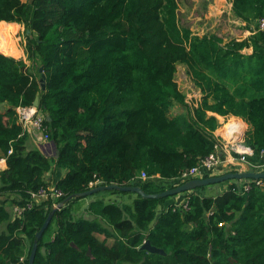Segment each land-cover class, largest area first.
Instances as JSON below:
<instances>
[{
    "label": "trees",
    "instance_id": "trees-1",
    "mask_svg": "<svg viewBox=\"0 0 264 264\" xmlns=\"http://www.w3.org/2000/svg\"><path fill=\"white\" fill-rule=\"evenodd\" d=\"M231 2L234 17L254 31L224 43L181 26L178 0H0V23L23 26L26 38V60L17 59L18 47L16 56L0 53V158L7 165L0 171V264H29L50 214L34 264H264V179L225 181L217 196L197 193L204 187L185 192L183 206L107 190L95 194L135 198L95 199L88 216H77L82 199L75 197L53 213L102 185L146 194L182 185L177 179L204 158L225 154L210 112L243 120L245 144L261 161L264 0ZM179 65L200 91L197 104L176 82ZM39 93L45 152L54 142L57 156L43 153L18 121L17 108L33 106ZM54 172L55 183L47 178ZM52 185L60 198L35 200L33 193ZM147 240L165 255L143 250Z\"/></svg>",
    "mask_w": 264,
    "mask_h": 264
},
{
    "label": "rangeland",
    "instance_id": "rangeland-1",
    "mask_svg": "<svg viewBox=\"0 0 264 264\" xmlns=\"http://www.w3.org/2000/svg\"><path fill=\"white\" fill-rule=\"evenodd\" d=\"M23 2H28L29 0H22ZM180 8H179V20L181 26L189 27L194 34L202 36L204 34H217L220 36L224 43H228L231 40L242 41L248 38L252 33L251 31L254 30H247L245 28V23L241 22L240 20L236 19L232 14V2L231 0H178ZM0 23V42L8 43L9 46L18 47L20 50L21 56L17 59H25L26 55H22V52L25 50V28L18 24H11V23ZM11 28L12 31L8 34L5 29ZM252 29H255V26H252ZM10 42H13L10 43ZM14 42L16 46L14 45ZM243 53H252V48L242 51ZM13 56L14 53L10 52ZM16 56V54L14 55ZM176 82L180 88V90L186 94L187 99L193 103H198L201 94L200 91L196 89L192 78L189 76L187 72V67L184 65H179L177 74H176ZM177 112V110L175 111ZM211 114V112L209 113ZM224 118H222L223 120ZM232 119H228L226 121H221L222 126L217 130V132L226 137L224 135L225 128L229 124ZM236 122V121H233ZM231 122V124L233 123ZM223 127V128H222ZM227 138V137H226ZM229 139V138H228ZM226 141V140H225ZM31 145V141H30ZM51 156H53V151L48 152ZM1 155V152H0ZM1 159V158H0ZM5 166L2 164L0 166V171L4 170ZM57 173L55 177L57 178ZM54 177V178H55ZM52 180V177H51ZM177 185V184H175ZM53 186V185H52ZM225 185L222 183L213 184L206 186L197 191V193L206 195V196H213L220 191L225 189ZM192 192V191H191ZM187 194H180L176 196L170 197L171 199L167 202L169 204H176L177 206L185 205ZM104 198L105 203L109 202H127L131 203L135 195L131 194L128 197H117V196H104L103 194H95L92 196H88L85 198H81L79 202L75 203L74 205V213L77 216H88L86 212V208L88 204L95 200ZM56 229V226H53L48 232L47 236H49L52 231Z\"/></svg>",
    "mask_w": 264,
    "mask_h": 264
},
{
    "label": "built area",
    "instance_id": "built-area-1",
    "mask_svg": "<svg viewBox=\"0 0 264 264\" xmlns=\"http://www.w3.org/2000/svg\"><path fill=\"white\" fill-rule=\"evenodd\" d=\"M260 28L264 30V20L260 23ZM17 116L18 121L23 127V135L25 133H29L31 138L38 142L39 144H47L45 146L46 149H50V145L48 144V136L43 132L44 130V114L39 111L38 108L34 106H27V107H18L17 108ZM222 136V135H221ZM245 137L244 130L240 131L236 129V132L231 133L229 137V144L225 145V148L229 152L232 153V158L230 159L231 162H235L239 160L240 162H245L247 158L253 157V150L249 148L245 144ZM223 139L227 140L222 136ZM227 140V141H228ZM12 153V149H10L9 154ZM264 156V150L261 153ZM4 164L6 165V159H0V166ZM222 164L221 157L216 154H211L208 157L204 158L200 164L196 167L192 168L189 172L185 173L180 179L182 180H191L197 179L199 177H204L207 174H212L215 169ZM141 178L146 180L148 178L145 172H142ZM201 179V178H200ZM258 184L264 185L263 181H258ZM91 187L97 185L96 183H91ZM248 188V187H246ZM50 192L42 189L38 193H33V197L36 201L41 200H48L52 198L53 200L60 198L63 194L55 188V186H51L49 189ZM16 215L21 214L22 209L18 207L14 208Z\"/></svg>",
    "mask_w": 264,
    "mask_h": 264
},
{
    "label": "water",
    "instance_id": "water-1",
    "mask_svg": "<svg viewBox=\"0 0 264 264\" xmlns=\"http://www.w3.org/2000/svg\"><path fill=\"white\" fill-rule=\"evenodd\" d=\"M27 33H30V31H27ZM1 53V52H0ZM40 71H43V68L40 69ZM41 88L44 91L46 89V85H45V76L44 78L41 79ZM40 104V93L37 95L33 106L38 108ZM50 120V118L48 119ZM49 144V143H48ZM47 144H41V151L45 154V146ZM51 145L53 147L54 150V154L57 156L58 155V149L55 145L54 142H51ZM260 180V179H264V172H234V173H227V174H223L220 176H211L208 178H197V179H191L189 181H187L186 183L170 189V190H166L165 192L159 193V194H146L140 187H134V186H119V185H102V186H98L95 188H92L91 190L84 192V193H80V194H76L75 196H70L68 197L64 202H61L60 204H58L57 206L54 207L53 213H55L58 209H60L61 207L64 206L65 203H67L68 201H70L71 199L78 197V198H85L88 196H91L95 193L98 192H104L107 190H118V191H122V192H130V193H135L140 195L143 198H149V199H158V198H167V197H172V196H176L185 192H191L194 191L198 188H202V187H206L209 185H213V184H219V183H223L225 181L228 180ZM52 214H50L44 225L42 226V228L40 229V231L36 234V241L34 242L32 251H31V255L29 258V264H34L36 255H37V251H38V247H39V241L41 240V238L43 237V234L45 233V231L47 230L49 224L52 221ZM143 250H146L150 253L153 254H162L165 255L164 250L162 249H158L154 246H152L151 242L149 240H147L143 246H142ZM89 255H90V251H89Z\"/></svg>",
    "mask_w": 264,
    "mask_h": 264
},
{
    "label": "crops",
    "instance_id": "crops-1",
    "mask_svg": "<svg viewBox=\"0 0 264 264\" xmlns=\"http://www.w3.org/2000/svg\"><path fill=\"white\" fill-rule=\"evenodd\" d=\"M6 24V23H5ZM10 43H12L13 44V42H10ZM14 45L16 46V44H15V42H14ZM14 50H15V48L13 49V47H11L10 46V50H9V52H8V54H5L4 52H2L1 50H0V52H2L4 55H7V56H12L11 54H10V52H12V53H14ZM22 55H25V51H23L22 52ZM14 56V55H13ZM24 60H26V58L24 59ZM28 64H29V62H27ZM197 104V103H196ZM209 115H212V116H215L217 119H218V121H219V123L221 124V121H222V118H224V117H226V116H220V115H218V114H214V113H211V114H209ZM235 118V117H234ZM237 120H240V121H242L243 122V120H241V119H238V118H236ZM244 123V122H243ZM216 135H219V136H221L217 131H216ZM222 137V136H221ZM224 138H226V137H224ZM223 139V138H222ZM227 140H228V138H226ZM225 141V139H223V141H224V145H228L229 144V140L228 141ZM30 147H32V144L30 145ZM223 151L225 152V154L223 155V152L222 151H220V155L222 156H220L221 157V161H222V164L220 165V166H218L216 169H215V171L210 175V176H220V175H223V174H227V173H234V172H248V171H250V172H264V156H262V159H261V161L260 162H255L252 158L253 157H249V158H247V160L245 161V162H240L239 160H237V161H235V162H231L230 161V159L233 157L232 156V153L231 152H229L228 150H227V148H225V146H224V149H223ZM54 151H53V155H54ZM49 154V153H48ZM6 167H7V165H5V168H4V170L6 169ZM55 175H56V172H54V173H50V174H48V176H47V178H48V181H52L53 183H55L56 182V177H55ZM206 176V175H205ZM199 177V178H201V179H203V178H206V177ZM51 177H52V180H51ZM55 177V178H54ZM58 179V178H57ZM188 180H182V179H177V181H176V184H178V182H183V184L184 183H186ZM247 181H250V179H247ZM245 182V181H244ZM245 183H248V182H245ZM225 188V187H224ZM223 191V188H222V190L220 191V193ZM220 193H218V194H220ZM180 195V194H179ZM213 196H217V194L216 195H213ZM185 200H187V197L185 198ZM176 205V204H175ZM177 206V205H176Z\"/></svg>",
    "mask_w": 264,
    "mask_h": 264
},
{
    "label": "bare ground",
    "instance_id": "bare-ground-1",
    "mask_svg": "<svg viewBox=\"0 0 264 264\" xmlns=\"http://www.w3.org/2000/svg\"><path fill=\"white\" fill-rule=\"evenodd\" d=\"M6 30V32L9 34L11 31H12V29L11 28H7V29H5ZM0 50L2 51V52H4L5 54H8V52H9V50H10V46H9V44L8 43H5V42H0ZM1 52V53H2ZM3 54V53H2ZM232 120L229 122V124L227 125V127L225 128V131H224V135L227 137V138H229L230 137V132L231 133H234V132H236V129H238V130H240V131H242V130H244V134H245V125H244V123L242 122V121H240V120H237L236 118H231ZM239 119V118H238ZM226 120H228V119H223L222 120V122L223 121H226ZM233 121H236V122H233ZM231 122H233L232 124H231ZM219 126L221 127L222 126V124H220L219 123ZM219 127V128H220ZM223 128V127H222ZM219 130V129H218Z\"/></svg>",
    "mask_w": 264,
    "mask_h": 264
}]
</instances>
